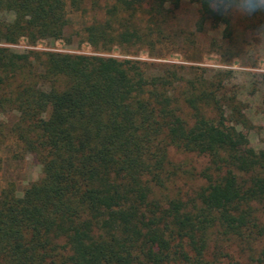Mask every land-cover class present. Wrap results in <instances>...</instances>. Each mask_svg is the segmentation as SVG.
I'll return each mask as SVG.
<instances>
[{"label": "trees", "instance_id": "trees-1", "mask_svg": "<svg viewBox=\"0 0 264 264\" xmlns=\"http://www.w3.org/2000/svg\"><path fill=\"white\" fill-rule=\"evenodd\" d=\"M186 3L192 32L177 28ZM261 25L204 0H0V173L40 166L20 192L0 184V264H264V149L232 72L158 61L195 56L207 33L228 62ZM21 39L95 54L17 52ZM227 241L250 261H224Z\"/></svg>", "mask_w": 264, "mask_h": 264}, {"label": "rangeland", "instance_id": "rangeland-1", "mask_svg": "<svg viewBox=\"0 0 264 264\" xmlns=\"http://www.w3.org/2000/svg\"><path fill=\"white\" fill-rule=\"evenodd\" d=\"M196 9L194 6L186 3L182 6L179 12V22H177V28L183 29L185 31H194V21L196 19ZM252 35V34H251ZM211 35L207 33L197 34L195 36L198 42V48L195 51V56L189 54L186 56L182 52H174L167 56L166 60H158L160 62H169L176 64H185L200 66L211 69H225L224 63L221 57L213 52H209L208 42ZM248 43L253 39V36L249 37ZM13 50L17 52H24L27 50H39V51H59L64 53L72 54H95L90 46L87 44H79L74 41L71 45L66 44L64 41H39L34 46L27 43L25 39H21L17 44L10 46ZM109 56L116 58H134L140 60H151L146 51H139L136 57L125 56L121 50L114 48ZM193 56L194 59L190 60L188 57ZM231 61V60H230ZM228 61V62H230ZM231 84L235 85L238 89V94L240 100L245 105V116L252 124L251 130H245L248 135L249 148L252 150L264 149V89H257L249 83L238 79L237 75L232 72V77L230 80ZM184 158H188L192 165H194L197 171H201L206 166V159L197 158L195 156H179L175 155V160L179 161ZM40 172L39 164L34 161L31 156H27L25 159L17 162L7 161L4 170L0 173V184L3 185L8 181H14L18 191L20 192L24 185L28 182L33 181L37 178ZM202 181L199 180L195 185H188L184 188V191L190 193L191 189H197ZM192 192V190H191ZM233 242H224L221 245L222 249V259L228 261L229 259L238 260L242 262L250 261L251 253L241 250ZM213 251V245L211 247ZM227 255L228 257H225ZM257 256H253L255 259Z\"/></svg>", "mask_w": 264, "mask_h": 264}, {"label": "clouds", "instance_id": "clouds-1", "mask_svg": "<svg viewBox=\"0 0 264 264\" xmlns=\"http://www.w3.org/2000/svg\"><path fill=\"white\" fill-rule=\"evenodd\" d=\"M209 9L223 16L250 17L264 12V0H204ZM227 71L257 89H264V25L258 27L253 39L232 58L223 62Z\"/></svg>", "mask_w": 264, "mask_h": 264}]
</instances>
